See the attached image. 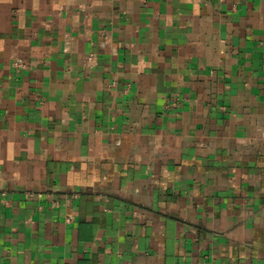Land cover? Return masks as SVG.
Segmentation results:
<instances>
[{
  "label": "crops",
  "instance_id": "obj_1",
  "mask_svg": "<svg viewBox=\"0 0 264 264\" xmlns=\"http://www.w3.org/2000/svg\"><path fill=\"white\" fill-rule=\"evenodd\" d=\"M0 264H264V0H0Z\"/></svg>",
  "mask_w": 264,
  "mask_h": 264
},
{
  "label": "built area",
  "instance_id": "obj_2",
  "mask_svg": "<svg viewBox=\"0 0 264 264\" xmlns=\"http://www.w3.org/2000/svg\"><path fill=\"white\" fill-rule=\"evenodd\" d=\"M28 195H30V194H28Z\"/></svg>",
  "mask_w": 264,
  "mask_h": 264
}]
</instances>
